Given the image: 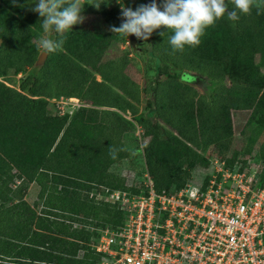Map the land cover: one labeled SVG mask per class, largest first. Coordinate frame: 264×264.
Masks as SVG:
<instances>
[{
	"label": "trees",
	"instance_id": "obj_1",
	"mask_svg": "<svg viewBox=\"0 0 264 264\" xmlns=\"http://www.w3.org/2000/svg\"><path fill=\"white\" fill-rule=\"evenodd\" d=\"M136 1L138 6L145 4ZM226 3L229 12L235 9L231 0ZM34 7L33 0H0V77L17 88L0 83V170L13 168L18 179L37 183L40 197L48 186L55 188L44 205L49 214H57L56 220L36 214L23 199L25 186L13 189L0 174V264H97L102 259L93 249L97 231L116 228L123 215L118 204L89 203L84 194L99 186L138 192V186L128 185L110 170L135 156L142 158L155 192L174 194L186 185L190 168L207 165L193 146L228 148L232 140L225 100L229 88L264 89V73L247 59L241 60L264 54V8L253 6L247 14L236 10L235 21L225 14L216 21L219 30L183 51L173 50L168 43L174 34L171 30L157 29L144 47L154 75L142 89L121 62L112 65L101 81L95 79L93 73L114 38L79 24L63 34V50L49 53L37 66L35 41L44 33ZM115 14H120L117 7L107 16ZM50 38L59 39L60 34L52 32ZM233 61L236 75L229 73ZM169 67L207 80L208 98L196 100L197 93L188 89L189 96L178 74L163 76ZM142 96L145 111L138 106ZM60 97L97 108V120L84 106L71 116L49 114L48 100ZM262 103L260 97L254 114ZM185 119L193 130H184ZM136 126L143 133L140 140L133 138L134 149L127 152L118 147ZM110 147L118 150L115 159ZM258 151L264 162V141Z\"/></svg>",
	"mask_w": 264,
	"mask_h": 264
},
{
	"label": "built area",
	"instance_id": "obj_2",
	"mask_svg": "<svg viewBox=\"0 0 264 264\" xmlns=\"http://www.w3.org/2000/svg\"><path fill=\"white\" fill-rule=\"evenodd\" d=\"M215 172L174 194L155 192L147 172L136 193L99 186L123 219L96 239L97 264H264V172Z\"/></svg>",
	"mask_w": 264,
	"mask_h": 264
},
{
	"label": "rangeland",
	"instance_id": "obj_3",
	"mask_svg": "<svg viewBox=\"0 0 264 264\" xmlns=\"http://www.w3.org/2000/svg\"><path fill=\"white\" fill-rule=\"evenodd\" d=\"M142 1L145 2V5L152 2V0ZM85 2L88 5H85L84 10L81 13L84 20L79 25L97 33L113 36L114 38L109 40L107 43L103 59L99 62L100 68L93 73L95 79L97 81H101L102 75L106 73L112 65L116 62H121L123 65L127 66V72H129L131 78L138 82L143 89L146 84L153 79L154 75L152 70L153 61L144 50L146 41L138 39L135 35H133L134 41L131 42L130 36L127 38L111 31L112 26L119 27L123 21L121 6L124 5L132 10H136L138 7L137 1L127 0V2H123V0H85ZM157 2L161 4L163 3V0H157ZM93 3H101L99 9H97L94 5H91ZM114 7L118 8L120 14H115L112 17L109 15L107 16V14L114 10ZM219 27L220 25L215 23L213 26L207 28L205 30V35L201 38V41L207 38L212 32L219 30ZM53 34L56 35L57 33L53 32ZM42 35L44 34H41L40 36ZM221 38L223 37L221 36L220 39ZM249 57L250 58L243 57L241 60L244 61L247 59L248 62H252L256 68H259L264 73V54L259 52L257 54H249ZM235 62L236 61H233L229 67V73L232 75L237 74L233 66ZM173 73L179 75L181 87L185 92H188V89H190L197 93L195 98L196 100L202 96L208 98L207 87L209 84L207 80L192 73L180 72L172 67H169V69L164 68L163 76H168ZM0 83L5 84V86L9 88L15 87L12 82L5 81L2 77H0ZM228 86H230V83H228ZM188 93L190 96L191 91ZM260 97H263V103L261 104L259 111L254 114V106ZM70 99L72 98L60 97L58 99L48 100L46 108L49 114L57 116L68 114L71 116L78 107L84 106L87 109L88 114L92 115L94 120H97L95 111L97 108L88 104H81L77 99V102ZM225 100L228 102L226 105H229L227 109L232 129L231 143L227 149L220 145H213L207 148H198L193 146L192 148L196 150L202 158H204L207 165H195L190 168L188 170L189 177L186 184L197 187L206 186L208 182L212 180V176H217L219 180L221 173L217 175L215 170H220L222 163L229 173H250L252 169L256 170L258 173L264 172V162L259 159L258 151L259 146L264 141V89L259 90L256 88L246 87L243 89L242 87L236 85L233 87L231 86L229 88V92L225 96ZM207 101L209 102L211 100L207 99ZM146 103L145 97H140V103L138 106L141 111H145L144 106ZM198 105L199 104L194 107H197ZM125 118L131 120L129 115L125 116ZM163 124L165 125L164 121ZM183 126L184 130L192 129L188 124L187 119H185ZM142 133L143 130L136 126L135 132L131 135L124 136L122 142L118 144V147L130 152L135 146L133 138L137 137L138 140H140L139 137ZM144 169V162L140 156H135L130 159L127 158L110 168L111 172L114 174L124 177L128 185L135 184L136 186H139L144 177ZM0 174L3 177L8 178L13 189L22 185L25 186L23 199L31 208H33L36 214H48L51 216V219L56 220L55 214L57 213L55 211H51L49 214L48 207L44 205L45 198L49 194H54L56 192L55 188L48 186L45 194L40 197V186L35 182L26 183L25 181L18 179L16 177L17 172L13 168L2 167ZM226 181H231V179ZM84 200L93 204L105 202L104 194L100 187H95L90 192L85 193ZM102 231L103 229H99L97 231L98 236ZM101 260L102 259L100 258L99 261Z\"/></svg>",
	"mask_w": 264,
	"mask_h": 264
},
{
	"label": "clouds",
	"instance_id": "obj_4",
	"mask_svg": "<svg viewBox=\"0 0 264 264\" xmlns=\"http://www.w3.org/2000/svg\"><path fill=\"white\" fill-rule=\"evenodd\" d=\"M235 9L228 11L226 0H163L160 4L152 0L150 4H140L136 10L121 6L123 21L111 31L124 37L135 35L138 39L148 40L154 31L162 27L174 34L168 38L173 50L183 51L185 46L196 47L201 44L205 30L227 14L228 19H239L236 10L247 14L255 6L264 8V0H231ZM36 7L32 11L42 18L40 25L44 35L35 41L41 58L49 53L63 50V34L72 30L74 25L83 22L82 12L85 0H33ZM101 3H93L99 9ZM161 8L163 10H161ZM60 34L59 39L50 38V33ZM161 35H165L161 33ZM130 43V42H129ZM117 149L110 147V155L116 158Z\"/></svg>",
	"mask_w": 264,
	"mask_h": 264
},
{
	"label": "water",
	"instance_id": "obj_5",
	"mask_svg": "<svg viewBox=\"0 0 264 264\" xmlns=\"http://www.w3.org/2000/svg\"><path fill=\"white\" fill-rule=\"evenodd\" d=\"M130 40H131V42L134 41V36H133V35L130 36ZM45 58H46V55L43 56L42 58H41V56L39 55V57H38V59H37V62H36V65H37V66H41V65L43 64Z\"/></svg>",
	"mask_w": 264,
	"mask_h": 264
},
{
	"label": "bare ground",
	"instance_id": "obj_6",
	"mask_svg": "<svg viewBox=\"0 0 264 264\" xmlns=\"http://www.w3.org/2000/svg\"><path fill=\"white\" fill-rule=\"evenodd\" d=\"M71 100V99H70Z\"/></svg>",
	"mask_w": 264,
	"mask_h": 264
}]
</instances>
